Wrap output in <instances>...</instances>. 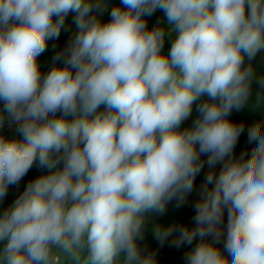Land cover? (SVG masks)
<instances>
[{
  "label": "clouds",
  "instance_id": "9594fccd",
  "mask_svg": "<svg viewBox=\"0 0 264 264\" xmlns=\"http://www.w3.org/2000/svg\"><path fill=\"white\" fill-rule=\"evenodd\" d=\"M258 65L264 0H0V204L45 170L0 209V264H157L139 244L149 223L161 246L199 238L185 264H264ZM245 109L261 118L230 119ZM205 166L195 226L157 223Z\"/></svg>",
  "mask_w": 264,
  "mask_h": 264
},
{
  "label": "trees",
  "instance_id": "16d2710c",
  "mask_svg": "<svg viewBox=\"0 0 264 264\" xmlns=\"http://www.w3.org/2000/svg\"><path fill=\"white\" fill-rule=\"evenodd\" d=\"M113 3H119V0H113ZM161 13L158 11L152 17L148 18L149 27H152L157 19L161 18ZM74 13H70L65 21V26L61 30V34L59 38L50 39L47 42V50L42 53L38 57V62L41 66L42 73H47L50 68L53 66L52 58L56 52L60 51L68 41L69 37L72 35L73 32L76 31L75 24H74ZM109 19L108 15L104 16V20L107 21ZM170 48V41H166L165 43V51ZM260 60V57H257V61ZM258 71H264V66L258 65ZM256 91V86H253V92ZM198 117V113L195 111V107L192 113V116L189 120L185 121L183 126H191L192 122ZM260 113L245 109L240 112L233 111L231 114L230 119L235 122H245L246 127L250 125L252 122L260 119ZM248 148L250 150L251 145L247 143V135L246 131L244 134L241 135L237 147L235 149L236 155L245 149ZM204 158V157H202ZM219 168V165L217 166ZM45 170L39 169L36 166L30 170L27 176L24 177L23 181L20 183L18 187H10L8 191V195L3 201V204H0V209L4 206L10 204L19 194V192L23 191L24 187L28 183L29 180L35 178L38 175L44 173ZM208 171L207 166L201 171V173L196 177L194 182L193 191L188 193L185 197V201L180 206H177V201L174 199L171 201L164 212L163 215H157L155 217V221L159 224L164 226L169 225H180V224H187L189 226L194 227L195 223L193 220V216L195 215V211L193 208L194 202L199 199V189L201 184L203 183L204 176ZM199 241V238L193 242V245H185L181 246L180 248H176L171 246L170 240L165 242L163 246L154 238L152 232V224L149 223L146 226L144 238L139 241V244L142 248H144L147 252L155 253L157 264H185L183 256L189 248L194 247L195 244ZM221 249H223V245H219ZM225 255H227L225 253Z\"/></svg>",
  "mask_w": 264,
  "mask_h": 264
},
{
  "label": "built area",
  "instance_id": "2783aa9c",
  "mask_svg": "<svg viewBox=\"0 0 264 264\" xmlns=\"http://www.w3.org/2000/svg\"><path fill=\"white\" fill-rule=\"evenodd\" d=\"M3 133L5 136H8V137L16 135V133L13 130L8 129L7 127L3 129Z\"/></svg>",
  "mask_w": 264,
  "mask_h": 264
}]
</instances>
